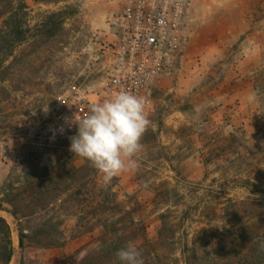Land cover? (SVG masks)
Segmentation results:
<instances>
[{
  "label": "rangeland",
  "instance_id": "rangeland-1",
  "mask_svg": "<svg viewBox=\"0 0 264 264\" xmlns=\"http://www.w3.org/2000/svg\"><path fill=\"white\" fill-rule=\"evenodd\" d=\"M121 1L0 0V47L16 37L10 15L25 31L0 56L9 264H120L130 241L144 264H184L209 232L215 261L201 264H240L246 218L226 210L264 202V0H196L185 67L158 83L135 166L105 181L69 138L39 136V112L65 86L97 88Z\"/></svg>",
  "mask_w": 264,
  "mask_h": 264
},
{
  "label": "built area",
  "instance_id": "built-area-1",
  "mask_svg": "<svg viewBox=\"0 0 264 264\" xmlns=\"http://www.w3.org/2000/svg\"><path fill=\"white\" fill-rule=\"evenodd\" d=\"M196 0H122L111 19L110 65L97 88L71 84L43 106L40 137L67 139L77 133L70 121L86 116L92 105L121 90L147 97L149 118L158 83L181 71L188 60Z\"/></svg>",
  "mask_w": 264,
  "mask_h": 264
},
{
  "label": "clouds",
  "instance_id": "clouds-1",
  "mask_svg": "<svg viewBox=\"0 0 264 264\" xmlns=\"http://www.w3.org/2000/svg\"><path fill=\"white\" fill-rule=\"evenodd\" d=\"M148 103L144 95L121 90L93 104L86 116L70 121L77 133L69 138V150L88 160L105 181L134 167L143 148L142 137L151 124ZM115 255L120 264H144L142 250L132 241Z\"/></svg>",
  "mask_w": 264,
  "mask_h": 264
},
{
  "label": "trees",
  "instance_id": "trees-1",
  "mask_svg": "<svg viewBox=\"0 0 264 264\" xmlns=\"http://www.w3.org/2000/svg\"><path fill=\"white\" fill-rule=\"evenodd\" d=\"M10 29V35L16 36L15 39H11L6 43L5 47H0V56L6 59L14 52V47L25 38V31L21 22L13 19L10 15V22L8 23ZM85 171L88 169L84 167ZM87 207V206H86ZM233 210L227 211L228 220L233 221L237 217L240 219L242 212L246 220L242 223V231L232 233V235L238 236V245L240 244V251L242 259L240 258V264H264V250H261V245L264 243V202L260 199H248L245 201H239L238 204H234ZM115 231V229H113ZM119 231V228H117ZM201 232V231H200ZM229 229L226 233H231ZM41 237V235H38ZM212 238L214 234L210 233L199 239V243L205 244L201 249V255L198 256V251L194 249H188L184 252V264H201L202 262L215 261L216 253L214 250L207 249L211 246ZM24 235L23 231L19 232V244L23 245ZM218 252V251H217ZM13 254L11 229L3 217H0V264H9ZM206 256V257H202Z\"/></svg>",
  "mask_w": 264,
  "mask_h": 264
}]
</instances>
